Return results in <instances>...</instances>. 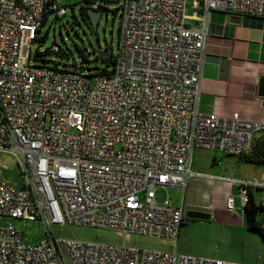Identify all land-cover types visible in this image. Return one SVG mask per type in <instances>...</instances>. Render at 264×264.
I'll return each mask as SVG.
<instances>
[{
    "label": "built area",
    "instance_id": "2783aa9c",
    "mask_svg": "<svg viewBox=\"0 0 264 264\" xmlns=\"http://www.w3.org/2000/svg\"><path fill=\"white\" fill-rule=\"evenodd\" d=\"M119 2L118 48L102 74L85 72L81 61L66 69L30 63L43 17L61 18L66 9L56 0H0V152L19 155L24 180L13 187L0 165V264H65L61 248L71 264H241L57 241L49 230L86 226L176 243L190 221L166 189L206 177L191 170L193 151L242 156L264 132V122L199 109L207 14L264 18V0ZM189 2L194 14L204 11L200 28L186 25ZM219 179L238 187L242 209L254 190L264 208V178ZM225 210L236 211L232 195ZM11 219L40 221L47 237L25 245Z\"/></svg>",
    "mask_w": 264,
    "mask_h": 264
},
{
    "label": "rangeland",
    "instance_id": "374dc122",
    "mask_svg": "<svg viewBox=\"0 0 264 264\" xmlns=\"http://www.w3.org/2000/svg\"><path fill=\"white\" fill-rule=\"evenodd\" d=\"M90 6L99 5L100 17L96 31L86 24L80 17L79 7L85 2ZM65 7L66 15L56 18L52 22L47 20L40 28L37 38L29 47V52L47 51L55 44L60 51L46 52L41 58H30V63L66 69L70 65L80 66V55L87 59L85 72H94L101 69L108 70L109 64L104 60H97L93 48L92 35L96 34L98 43L102 50L110 47V55H116L118 48V33L120 18L116 10L120 5L119 0H56ZM186 15L192 14V5L189 2L185 10ZM66 53V54H64ZM78 71L83 69L77 68ZM214 158H221L226 164L227 157L215 151L196 149L192 153V169L214 176L224 174L221 166L213 163ZM19 155L13 151L0 152V165L6 168L3 170V179L10 185L20 188L23 184L20 169L17 166ZM167 197L174 204L181 202L185 197V191L177 188H167ZM235 196V207L238 211L241 208V200L238 192ZM255 201H260V195L255 194ZM264 217V213H261ZM15 229L21 233V242L25 245L38 244L47 237V228L40 221L9 220ZM50 232L55 240L74 239L82 242H91L113 246H125L140 251L180 253L199 258L236 262L241 264H264V238L255 231L238 229L216 223L213 218L208 221L192 220L182 227V235L174 243L166 238H156L136 234H124L109 229H98L86 226H51ZM65 264H71L63 249L61 248Z\"/></svg>",
    "mask_w": 264,
    "mask_h": 264
},
{
    "label": "crops",
    "instance_id": "0c3cea01",
    "mask_svg": "<svg viewBox=\"0 0 264 264\" xmlns=\"http://www.w3.org/2000/svg\"><path fill=\"white\" fill-rule=\"evenodd\" d=\"M186 17L188 27L203 26L204 11L201 7L196 14L192 9V14ZM205 27L200 111L221 117L238 113L244 120L264 122V18L211 11L206 16ZM260 135L257 134L254 140ZM225 156L228 158L226 164L213 156L214 164L225 165L220 167L224 174L216 176L193 170L191 160V170L206 177L188 180L181 202L174 204L170 201L173 205L182 203L187 211L208 213L218 224L245 229L247 225L242 208L235 213L225 210L226 198L232 195L235 200L238 187L219 178L260 180L264 178V164L250 163L243 156ZM250 192L254 197L257 193L260 195L258 190ZM262 218L260 215V220ZM183 226L177 241L183 233Z\"/></svg>",
    "mask_w": 264,
    "mask_h": 264
},
{
    "label": "trees",
    "instance_id": "16d2710c",
    "mask_svg": "<svg viewBox=\"0 0 264 264\" xmlns=\"http://www.w3.org/2000/svg\"><path fill=\"white\" fill-rule=\"evenodd\" d=\"M85 3H90V2H85ZM87 7L84 5H81L79 7V13H80V17L82 18V20L88 24V26H90V22L87 16V12H86ZM47 21V16L43 17V21H42V25L43 23H45ZM54 21V19L52 20V22ZM41 25V26H42ZM91 28V27H90ZM46 37V35H45ZM45 37L42 38H37L38 40H44ZM36 39V40H37ZM46 52H52L50 51V47L48 48L47 51H43V53H39L36 52L35 56L33 58H41L42 60H44L43 55ZM58 53V52H57ZM66 54V53H64ZM114 55H110L108 58L102 57L99 58L96 55V59L97 60H104L107 64H109L111 67L114 63ZM82 63H86L87 59L80 55L79 58ZM100 73L105 74L106 72H108V70H99ZM246 161L253 163V164H264V132L261 133V135L253 141L252 145H251V149L250 151L245 154L242 155ZM244 214H245V218H246V225H247V229L251 230V231H255L258 232L262 238H264V222H262V220H260V214L264 213V208H262L259 204L256 203L254 196L251 192L248 193V200L243 208Z\"/></svg>",
    "mask_w": 264,
    "mask_h": 264
},
{
    "label": "water",
    "instance_id": "95a60500",
    "mask_svg": "<svg viewBox=\"0 0 264 264\" xmlns=\"http://www.w3.org/2000/svg\"><path fill=\"white\" fill-rule=\"evenodd\" d=\"M84 6L87 7L86 12H87V16L90 22V27L93 30V32L96 31V27H97V23H98V19L100 17V13L98 10L92 9L91 7L87 6V3L83 4ZM92 43H93V48L96 52V55L99 58L105 57L108 55L110 47H106L104 50L101 49L99 43H98V38L96 36V34L92 35ZM262 81H264V79H262ZM186 218L189 221H194V220H199V221H208L210 220V215L208 213L205 212H200V211H193V210H188L186 212ZM262 222H264V218H262Z\"/></svg>",
    "mask_w": 264,
    "mask_h": 264
}]
</instances>
